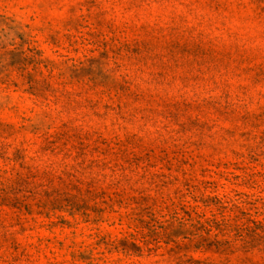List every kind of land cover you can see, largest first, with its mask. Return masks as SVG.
Here are the masks:
<instances>
[{"label": "rangeland", "instance_id": "obj_1", "mask_svg": "<svg viewBox=\"0 0 264 264\" xmlns=\"http://www.w3.org/2000/svg\"><path fill=\"white\" fill-rule=\"evenodd\" d=\"M0 264H264V0H0Z\"/></svg>", "mask_w": 264, "mask_h": 264}]
</instances>
